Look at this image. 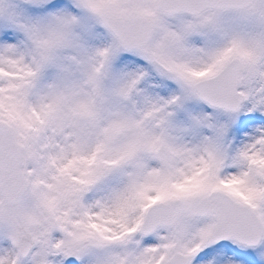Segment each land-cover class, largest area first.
Returning <instances> with one entry per match:
<instances>
[{
  "label": "snow or ice",
  "instance_id": "snow-or-ice-1",
  "mask_svg": "<svg viewBox=\"0 0 264 264\" xmlns=\"http://www.w3.org/2000/svg\"><path fill=\"white\" fill-rule=\"evenodd\" d=\"M0 264H264V0H0Z\"/></svg>",
  "mask_w": 264,
  "mask_h": 264
}]
</instances>
